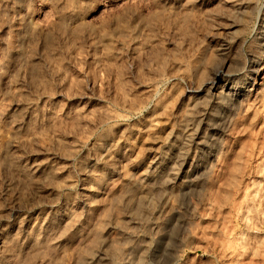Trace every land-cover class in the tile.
Segmentation results:
<instances>
[{
	"label": "rangeland",
	"instance_id": "1",
	"mask_svg": "<svg viewBox=\"0 0 264 264\" xmlns=\"http://www.w3.org/2000/svg\"><path fill=\"white\" fill-rule=\"evenodd\" d=\"M171 1L0 0V264H89L104 242L114 264H264V0H250L233 20L235 31L221 27L228 21L219 0L179 11L173 6L180 0ZM222 62L240 70L235 80L245 83V91L228 102L221 133L201 154L190 190L172 191L167 204L158 190L137 209L143 234L160 208L173 203L179 209L166 240L155 244L152 255H129L123 263L124 244L110 227L127 221L125 180L148 165L169 133L182 138L191 117L186 90ZM256 68H262L257 75ZM112 149L122 154L116 167L104 162ZM50 156L59 174L31 176L27 167ZM84 182L98 195L88 214ZM69 217L77 228L68 232L63 226ZM45 218L54 224L49 233L60 228L53 240L37 245L40 230L22 239V229Z\"/></svg>",
	"mask_w": 264,
	"mask_h": 264
},
{
	"label": "bare ground",
	"instance_id": "2",
	"mask_svg": "<svg viewBox=\"0 0 264 264\" xmlns=\"http://www.w3.org/2000/svg\"><path fill=\"white\" fill-rule=\"evenodd\" d=\"M165 1V0H164ZM171 1V0H170ZM173 1V0H172ZM172 1L170 3H172ZM213 0H180V1H176L175 5L173 6L174 8H176L178 11L180 10V8L182 10H184L183 8L188 7L190 10L193 8H201L202 6H204V4L207 5V3L212 2ZM220 3L223 6L224 12H223V16L225 17V19L228 21L227 23L221 24V27L223 29H228L231 31H235V21H233L235 19L236 16L241 15L245 12L248 3L250 2V0H219ZM160 2V1H159ZM216 2V1H215ZM214 2V3H215ZM218 2V0H217ZM174 3V2H173ZM161 4V2H160ZM163 4V3H162ZM169 4V3H168ZM250 4V3H249ZM164 5V4H163ZM167 5V4H166ZM170 5V4H169ZM168 6V5H167ZM172 7V6H171ZM170 8V6H169ZM168 9V7H167ZM187 9V8H186ZM185 9V10H186ZM188 9V10H189ZM202 9V8H201ZM220 9V8H219ZM173 10V9H172ZM175 10V9H174ZM176 10V12H177ZM181 10V11H182ZM213 11V10H212ZM218 12V11H216ZM175 13V12H173ZM172 13V14H173ZM201 13V12H200ZM204 13V11H203ZM206 13V12H205ZM204 13V14H205ZM213 13V12H212ZM210 14V13H207ZM206 15V14H205ZM205 17V16H204ZM208 17V15H206V18ZM210 17V16H209ZM208 19V18H207ZM221 23V22H220ZM219 25V24H218ZM217 25V26H218ZM237 26V25H236ZM219 27V26H218ZM234 29V30H233ZM223 31V30H222ZM229 32V31H228ZM139 33V32H138ZM140 34V33H139ZM173 36H175V32H173ZM177 35V34H176ZM239 40V39H238ZM129 45V44H128ZM131 45V44H130ZM223 45V44H222ZM221 50V49H220ZM196 61V60H195ZM200 61V60H199ZM264 61V60H263ZM257 65V63H254ZM259 64V63H258ZM199 66V65H198ZM229 64L228 63H224L222 62L221 65L216 68L213 69L210 74L207 76V78L205 80H203V82L197 83L195 86H190L188 87V89L186 90V94H184L185 96L184 99L186 100L187 103V107L188 110L190 111L189 114L191 115L190 119L188 121H184V134L181 135L182 138H177L176 135L169 133L167 135V137L165 139H163V141L161 142V139L159 140L161 142V145L155 149L154 153H151L152 157L151 160L148 162V165L146 166L145 164V168H141L142 170L138 169L137 167V171L132 174V175H127L129 176L127 178V180L130 183V188L122 191L123 193V199L126 202V210H127V221L124 224H115L112 225L110 227V229H116V231H118V241L120 240V242L122 241L124 244V252H125V257L122 259L123 263L127 260L129 255L135 256V257H139L142 255H146L147 253H150L151 255L153 254L154 251V247L155 244L160 241V240H166L167 238V226H168V222L169 221H174V222H178L179 219V209L174 206L173 203H170L162 208L159 209L158 215L156 217L155 215V219L153 222H151L150 220V225H149V231L146 234H143V232L137 227L139 225L142 226L141 224V219L139 218V215L136 213L137 209H139L140 206L144 205V204H149L153 198V195L155 192H157L158 190H160V192L162 193V198L165 197L164 200L165 203L167 204L169 202V200L172 197H175V194H172L174 192H177L179 195H185V192H187L188 190H190V188L192 187L195 179L197 178V174L201 168V163H200V156L201 154L205 151V149H207V144L209 142V140L216 134L221 133V128H220V124H219V120L222 119L224 112H226L227 110V104L229 101L234 100V98L240 96L241 93H243L245 91V89L243 87H245V83H243V81H238L235 80V78L238 76L240 70L238 69H229ZM200 68V66H199ZM209 68V67H208ZM201 69V68H200ZM200 69H198L200 71ZM209 70V69H207ZM262 70V68H256L254 70V74L257 75L258 73H260V71ZM209 72V71H207ZM206 72V73H207ZM201 73V72H200ZM199 73V74H200ZM205 73V74H206ZM187 74L184 75V78ZM197 75H198V71H197ZM202 75V74H201ZM200 75V76H201ZM240 75V74H239ZM190 76V75H189ZM188 77V76H187ZM191 77V76H190ZM239 78V77H238ZM191 79V78H190ZM204 79V78H203ZM185 80V79H184ZM199 79H197L196 81H198ZM241 80V79H240ZM201 81V79H200ZM146 81H144L145 83ZM187 82V81H186ZM222 82V83H219ZM143 83V82H142ZM148 83V82H147ZM187 83H190L189 81ZM142 85V84H141ZM147 85V84H146ZM145 85V86H146ZM189 85V84H188ZM154 86V85H153ZM149 87H151L149 85ZM149 91V90H148ZM184 93V92H183ZM148 94V93H147ZM150 95V94H149ZM150 97V96H149ZM48 98V97H47ZM51 98V97H49ZM182 98V97H181ZM181 101V100H180ZM182 102V101H181ZM25 103V102H24ZM34 103V102H33ZM183 103V102H182ZM185 103V102H184ZM183 103V104H184ZM185 103V104H186ZM210 103H212V107H210ZM30 103H25L24 106L26 107H33L30 106ZM180 104V103H179ZM34 105V104H32ZM36 105V103H35ZM23 106V105H22ZM185 106V105H184ZM25 107H23L24 109ZM33 109V108H31ZM185 109V108H184ZM184 109L182 112H184ZM30 110V109H29ZM187 110V109H186ZM185 110V111H186ZM134 111V110H133ZM178 111V110H177ZM176 111V112H177ZM25 112V111H24ZM30 113V112H29ZM175 115V114H174ZM177 115V114H176ZM181 115V114H180ZM183 115V114H182ZM181 115V116H182ZM176 117V116H175ZM180 117V116H179ZM23 118V117H22ZM21 118V121H22ZM188 118V117H186ZM109 120V119H108ZM21 121L19 122V124L21 123ZM177 122V121H176ZM183 123V122H182ZM18 124V123H17ZM18 124V125H19ZM23 125V123H22ZM179 125V124H178ZM177 125V126H178ZM21 126V125H20ZM19 127V126H18ZM173 128V127H172ZM183 128V127H182ZM169 129V128H168ZM175 129V128H174ZM176 131V130H175ZM181 131V130H180ZM178 132V129H177ZM181 134V133H180ZM163 137V136H162ZM124 139V138H123ZM105 141V140H104ZM111 141V140H109ZM108 142V140L106 141ZM125 142V141H124ZM105 143V142H104ZM118 143V142H117ZM106 144V143H105ZM123 144V143H122ZM127 144V143H126ZM210 144V143H209ZM102 145V144H101ZM108 146V145H107ZM120 146L121 143H120ZM119 146V147H120ZM125 146V144H124ZM210 146V145H209ZM113 147V145H112ZM111 147V148H112ZM123 147V146H122ZM115 148H117L115 146ZM124 148V147H123ZM108 149V148H107ZM118 149V148H117ZM117 149H112V151L110 150L109 153L105 156V154L103 155V157L106 159L104 160V162L106 163L107 166H115V163L121 162V155L119 153V151ZM105 150V149H104ZM209 151V150H208ZM13 152V151H12ZM15 152V151H14ZM52 153V152H51ZM54 153V152H53ZM96 153V152H95ZM103 153V152H102ZM206 153V152H205ZM50 154V153H49ZM91 154V153H90ZM101 154V153H100ZM55 155V154H54ZM99 154H97L96 156H98ZM11 157L13 156L12 154L10 155ZM19 156V154H18ZM17 156V157H18ZM53 156V155H52ZM59 156V155H58ZM93 156V155H92ZM94 156V157H96ZM100 156V155H99ZM10 157V158H11ZM16 157V156H15ZM47 157V155H46ZM51 157V156H50ZM57 157V156H56ZM60 157V156H59ZM124 157V156H123ZM149 157V158H150ZM13 158V157H12ZM11 158V160H12ZM23 158V157H22ZM62 158V157H61ZM103 158V159H104ZM20 159V157H19ZM24 159V158H23ZM45 159V158H44ZM64 159V158H63ZM67 159V158H66ZM100 158H95L94 163H96ZM126 159V158H125ZM124 159L123 162H126ZM190 159V162H189ZM14 160V159H13ZM21 160V159H20ZM102 160V159H100ZM127 160V159H126ZM16 161V160H14ZM12 161V163L14 162ZM22 161V160H21ZM42 161V160H41ZM38 161L39 163H37L35 161V163L37 164H32L29 165L27 167V170L29 172L32 173L31 176H35L38 177L39 176H44L47 174H55L58 173L57 172V168L56 167V161L53 159V157L46 159L45 161ZM90 161V160H89ZM129 161V159L127 160ZM132 161V160H131ZM88 162V161H87ZM134 162V160L132 161ZM137 162V161H136ZM139 162V161H138ZM137 162V163H138ZM141 162V160H140ZM16 163V162H15ZM20 163V162H19ZM33 162H30L29 164H31ZM131 163V162H130ZM142 163V162H141ZM17 164V163H16ZM58 164V163H57ZM100 164V163H99ZM98 164V165H99ZM117 164V165H118ZM122 164V163H121ZM127 164V163H126ZM132 164V163H131ZM130 164V165H131ZM147 164V162H146ZM86 165V164H85ZM89 165V164H88ZM93 165V164H92ZM102 165V164H101ZM116 165V166H117ZM129 165V164H128ZM132 165H135L134 163ZM27 166V165H26ZM104 166V165H103ZM106 166V167H107ZM115 166V167H116ZM127 166V165H126ZM138 166V164H137ZM17 167V166H16ZM67 167V166H66ZM91 167V166H90ZM94 167V166H93ZM135 167V166H134ZM144 167V166H143ZM88 168V167H86ZM102 168V167H101ZM109 168V167H108ZM114 168V167H113ZM111 168V169H113ZM104 169V168H103ZM110 169V168H109ZM117 170V168H115ZM19 170V169H18ZM60 170V169H59ZM62 170V169H61ZM66 170V169H64ZM92 170V169H91ZM20 171H24L23 167L22 170ZM67 171V170H66ZM88 170H86L85 174L87 173ZM97 171V170H96ZM100 171V170H99ZM102 171V170H101ZM106 171V169L104 170ZM130 171V170H129ZM132 171V170H131ZM130 171V172H131ZM65 172V171H63ZM62 172V173H63ZM109 172V171H108ZM118 172V171H117ZM90 173V172H89ZM28 174V173H26ZM34 174V175H33ZM59 174V173H58ZM64 174V173H63ZM84 174V173H83ZM93 174V173H92ZM104 174V173H103ZM118 174V173H116ZM30 175V174H29ZM80 175V173H79ZM99 175V174H97ZM105 175V174H104ZM111 175V172H110ZM115 175V174H114ZM56 176V175H55ZM53 175V177H55ZM85 176V175H84ZM83 176V177H84ZM101 176V175H99ZM113 176V175H112ZM120 176V175H119ZM25 177V176H24ZM50 177V175H49ZM80 177V176H79ZM87 177V176H86ZM109 177V176H107ZM125 177H127L125 175ZM124 177V178H125ZM11 178V177H10ZM20 178H22L20 176ZM59 178V176H58ZM112 178V177H111ZM47 179V178H46ZM88 179V178H87ZM92 179V178H91ZM110 179V178H109ZM40 180V179H39ZM79 180V179H78ZM82 180V179H80ZM95 180V178H94ZM93 180V182H94ZM100 180V179H99ZM116 179H114L115 181ZM124 180V179H123ZM86 181V180H84ZM16 182V181H15ZM37 182V181H36ZM35 182V183H36ZM41 182V181H40ZM44 182V181H43ZM74 182V181H73ZM77 182V179H76ZM79 182V181H78ZM81 182V181H80ZM83 182V181H82ZM34 183V182H33ZM71 183V182H69ZM68 184V183H67ZM90 184V183H89ZM82 185V184H81ZM122 185V184H120ZM8 186V185H7ZM38 186V185H36ZM45 186V185H44ZM92 185L88 186L85 184V182L83 183V186L81 187V191H82V197L84 199V201H82L83 203V208L86 211V213L88 214L90 211H92L93 209H95V204L91 201V197H95L97 195V191L93 190L95 188H91ZM129 186V184H128ZM33 187V186H32ZM126 187V186H125ZM47 188V187H45ZM101 188V187H100ZM36 189V188H34ZM42 189V188H41ZM48 189V188H47ZM50 189V187H49ZM80 189V188H79ZM39 189H36V191ZM51 190V189H50ZM169 190V192H168ZM35 193H39L36 192ZM42 191V190H41ZM40 191V192H41ZM102 191V189H101ZM171 191V192H170ZM8 192V191H7ZM50 192V191H48ZM47 192V194H49ZM54 192V191H53ZM79 192V191H78ZM100 192V190H99ZM103 192V191H102ZM46 193V192H45ZM159 193V192H158ZM171 193V194H170ZM46 194V195H47ZM55 194V193H54ZM103 194V193H102ZM21 195V194H20ZM44 195V194H43ZM45 195V196H46ZM38 194L37 197L38 198ZM49 196V195H48ZM51 196V195H50ZM54 196V195H53ZM52 196V197H53ZM98 196V195H97ZM96 196V197H97ZM155 196V195H154ZM160 196V197H161ZM41 197H42V193H41ZM59 197V196H58ZM79 197V194H78ZM177 197V195H176ZM46 198V197H45ZM60 198V197H59ZM75 198V197H74ZM178 198V197H177ZM13 199V198H12ZM15 199V197H14ZM13 199V200H14ZM19 199V198H17ZM50 199V197L48 198ZM62 199V198H61ZM82 199V198H81ZM91 199V200H90ZM155 199V198H154ZM180 199V198H179ZM42 200V199H40ZM44 200V199H43ZM53 200V199H52ZM63 200V199H62ZM65 200V199H64ZM101 200V199H100ZM158 200V199H157ZM15 201V200H14ZM37 201V200H36ZM39 201V199H38ZM50 201V200H49ZM48 201V202H49ZM70 201V200H69ZM122 201V200H121ZM156 201V200H155ZM12 202V201H11ZM10 202V203H11ZM17 202V200H16ZM35 202V201H33ZM45 202V201H44ZM43 202V203H44ZM78 202V201H77ZM95 202V201H94ZM171 202V201H170ZM37 203V202H36ZM42 203V204H43ZM47 203V202H45ZM53 202H49V206H46L51 208ZM62 203V202H61ZM71 203V202H70ZM104 203V202H103ZM14 204V202H13ZM59 204V203H58ZM67 204V203H66ZM123 204V203H122ZM44 205V204H43ZM60 205V204H59ZM68 205V204H67ZM41 206V205H40ZM80 206V205H79ZM99 206V205H98ZM13 207V206H12ZM16 207V206H15ZM20 206H18L19 208ZM43 207V206H42ZM56 207V206H55ZM60 206H58L59 208ZM66 207V206H65ZM143 207V206H142ZM25 208V207H23ZM21 207V209H23ZM57 208V207H56ZM61 208V207H60ZM70 208V207H67ZM148 208V207H147ZM154 208H156L154 206ZM16 209V208H15ZM14 209V210H15ZM42 209V208H41ZM40 209V210H41ZM45 209V208H44ZM47 209V208H46ZM72 209V208H70ZM69 209V210H70ZM75 209V208H74ZM143 209V208H142ZM149 209V208H148ZM153 209V208H150ZM20 210V209H19ZM39 210V209H38ZM39 210V211H40ZM57 210V209H56ZM59 210V209H58ZM65 211V209H62ZM61 210V211H62ZM69 210L67 211L69 213ZM82 210V211H84ZM18 211V209H17ZM29 211V209H28ZM48 211V210H47ZM53 212L55 210H52ZM96 211V210H95ZM142 211V210H141ZM33 212V211H32ZM66 212V213H67ZM19 213V212H18ZM58 213V212H57ZM63 213V212H62ZM60 212V214H62ZM65 213V212H64ZM63 213V214H64ZM99 213V212H98ZM144 213V211H143ZM155 213V212H153ZM20 214V213H19ZM24 214V213H22ZM21 214V215H22ZM26 214V212H25ZM24 214V215H25ZM31 214V213H30ZM42 214H44L42 212ZM53 214V213H52ZM59 214V215H60ZM62 214V215H63ZM73 214V213H72ZM76 214V213H75ZM78 214V213H77ZM85 214V213H84ZM146 214V212L144 213ZM148 214V213H147ZM157 214V213H156ZM10 215V214H9ZM40 215V214H39ZM46 215V214H45ZM65 215V214H64ZM63 215V216H64ZM83 215V214H82ZM91 215V213H90ZM13 215H11L10 217L12 218ZM18 216V215H17ZM27 216V215H26ZM43 216V215H42ZM49 216V215H47ZM46 216V218H47ZM54 216V215H53ZM61 216V215H60ZM67 216V215H66ZM19 217V216H18ZM32 217V215H31ZM30 217V218H31ZM51 217V216H50ZM49 217V218H50ZM59 217V216H57ZM62 217V216H61ZM122 216H120L121 218ZM16 218V217H14ZM24 218V217H21ZM43 220L40 224L39 223H35L36 225H34L32 223V220L30 221L34 226L30 229V231L27 230H23V234L24 238H22L23 240L26 239V237L31 238L33 237V235L36 233L37 230H40L39 234L40 238L36 241L37 245L40 244L43 241H51L54 239V234H56V232L60 229V228H55L54 230H52L49 233V221L51 219H46ZM53 218V217H52ZM55 218V217H54ZM124 217H122L123 219ZM4 219V218H3ZM2 219V220H3ZM27 219V218H26ZM29 219V218H28ZM33 219V218H32ZM38 219V218H36ZM41 219V218H40ZM59 219V218H58ZM57 219V220H58ZM85 221L87 219L84 218ZM83 219V220H84ZM20 220V219H19ZM55 221V219H53ZM64 220V218L62 219ZM60 219V221H62ZM125 220V219H123ZM7 221V220H4ZM11 221V220H10ZM21 221V220H20ZM19 221V222H20ZM28 221V220H27ZM36 221V220H35ZM53 221V222H54ZM64 226L63 228H68V232L69 231H74L75 228H77V221L73 218V217H69V219L64 220ZM79 221V219H78ZM84 221V222H85ZM144 221V220H143ZM29 222V221H28ZM39 222V220L37 221ZM59 222V221H58ZM7 223V222H6ZM5 223V224H6ZM14 223V222H13ZM79 223V222H78ZM87 223V221H86ZM4 224V225H5ZM17 224V222H16ZM30 224V223H29ZM31 224V225H32ZM59 224V223H58ZM63 224V223H61ZM2 225V224H1ZM18 225V224H17ZM54 225V224H52ZM51 225V226H52ZM57 225V224H55ZM8 226V225H7ZM23 226V225H22ZM21 226V227H22ZM50 226V228H51ZM59 226V225H58ZM66 226V227H65ZM27 227V226H26ZM55 227V226H53ZM52 227V228H53ZM107 227V226H106ZM7 228V227H6ZM17 228V226H16ZM20 228V227H19ZM109 228V226H108ZM107 228V230H108ZM3 229V228H2ZM1 229V230H2ZM26 229V228H25ZM109 229V230H110ZM144 229V228H143ZM64 230V229H63ZM104 230V229H103ZM148 230V228H147ZM20 231V230H17ZM112 231V230H111ZM1 232V231H0ZM63 232V231H62ZM104 232V231H103ZM106 232V231H105ZM2 233V232H1ZM22 232L20 231L19 234H21ZM77 233V232H76ZM101 233V232H100ZM107 233V232H106ZM111 233V232H110ZM19 234H17L19 237ZM72 234H74L72 232ZM105 234V233H104ZM102 235V234H101ZM58 236V235H56ZM67 237V235H66ZM64 237V238H66ZM69 237V236H68ZM27 238V240H28ZM58 238V237H57ZM147 238L149 239L148 241L145 242V239L147 240ZM32 239V238H31ZM1 240V239H0ZM5 240V239H4ZM117 240V239H116ZM6 241V240H5ZM26 241V240H25ZM31 241V240H30ZM35 241V239H34ZM68 241V240H66ZM109 241V240H108ZM114 241V240H113ZM111 241V242H113ZM18 242V241H16ZM27 242V241H26ZM33 242V241H32ZM54 242V241H53ZM117 242V241H116ZM19 243V242H18ZM16 243V244H18ZM30 243V242H29ZM46 243V242H45ZM21 244V242H20ZM31 244V243H30ZM49 244V243H48ZM47 244V245H48ZM60 244V243H59ZM62 244V243H61ZM119 244V243H118ZM19 245V244H18ZM24 245V243H23ZM55 245V244H54ZM12 246V245H11ZM14 246V245H13ZM22 246V244H21ZM25 246V245H24ZM28 246V245H27ZM51 246V243H50ZM109 246V245H108ZM18 247V246H17ZM29 248L31 246H28ZM90 247V246H89ZM1 248V247H0ZM8 248H10L8 246ZM15 247H13L14 250ZM23 248V247H22ZM106 248H107V243H103L94 253H92L89 257H88V261L89 264H114L115 262L111 261V258L109 257V253H106ZM109 248V247H108ZM31 249V248H30ZM43 249V248H42ZM45 249V247H44ZM94 249V248H93ZM11 250V249H10ZM18 250V249H17ZM20 250V248H19ZM36 250V248L34 249ZM33 250V251H34ZM39 250V247H38ZM46 250V249H45ZM50 250V249H48ZM109 250V249H108ZM122 250V249H121ZM6 252V249L4 250ZM24 250H21V252ZM47 251V250H46ZM51 251V250H50ZM123 251L121 252L123 254ZM44 252V251H43ZM109 252V251H107ZM9 253L11 254V252L9 251ZM16 253V252H15ZM28 253V252H27ZM30 253H33L30 251ZM40 253V252H39ZM42 253V252H41ZM25 254V253H23ZM17 255V253H16ZM40 255V254H39ZM37 256V255H36ZM124 256V255H123ZM5 257V256H3ZM22 257V256H21ZM120 257V256H119ZM118 257V260H120ZM27 257H25L26 259ZM40 258V257H39ZM9 259V258H8ZM23 259V258H22ZM24 259V260H25ZM37 259V258H36ZM41 259V258H40ZM39 259V260H40ZM46 260V259H45ZM114 260V259H112ZM13 261V260H12ZM144 261V260H143ZM43 262V261H42ZM41 262V263H42ZM20 263V260L17 264ZM127 263V262H126ZM125 263V264H126ZM6 264V263H5ZM8 264V263H7ZM10 264V263H9ZM12 264V263H11ZM32 264V263H31ZM44 264V263H43ZM117 264V263H116Z\"/></svg>",
	"mask_w": 264,
	"mask_h": 264
}]
</instances>
